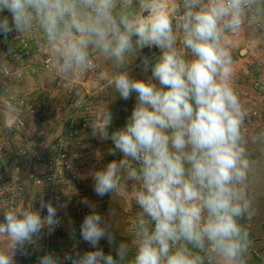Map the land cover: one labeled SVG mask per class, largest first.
<instances>
[{
  "label": "clouds",
  "instance_id": "obj_1",
  "mask_svg": "<svg viewBox=\"0 0 264 264\" xmlns=\"http://www.w3.org/2000/svg\"><path fill=\"white\" fill-rule=\"evenodd\" d=\"M251 27L264 28V0H0V35H36L62 79L95 74L98 61L106 66L90 127L122 158L90 175L98 197L126 196L132 184L133 241L120 242L115 258L106 254L99 242L115 245V235L84 199L91 211L80 236L93 250L66 256L71 264H247L253 241L241 221L255 215L257 179L250 145L264 146V130H245L250 112L234 85V51L247 55L238 43ZM146 48L159 54L143 55ZM13 51L0 54V81L9 84ZM137 60L146 79L130 74ZM106 89L125 101L135 95L124 126L111 132ZM5 114L14 119L13 103ZM0 210V264H15L26 243L60 223L57 207L43 199L38 210ZM38 264L61 261L46 253Z\"/></svg>",
  "mask_w": 264,
  "mask_h": 264
},
{
  "label": "built area",
  "instance_id": "obj_2",
  "mask_svg": "<svg viewBox=\"0 0 264 264\" xmlns=\"http://www.w3.org/2000/svg\"><path fill=\"white\" fill-rule=\"evenodd\" d=\"M11 33L6 42L7 50L12 47L13 54L8 56L11 61L20 62L22 66L13 67L14 79L11 84L0 81V160H3L11 144L4 141L7 135L14 140L21 141L16 155L19 158L30 159V166L23 179L22 169L18 165L15 174H9L5 169L0 168V207L25 208L38 210L41 199L51 202L57 207V217L60 221L54 232L50 235L45 229L40 238H33V243H26L27 254L17 252L14 256L15 264H38L39 258L46 253H53L59 257L61 264H71L65 257L75 255L76 252L83 254L93 250L84 242L80 236V225L85 215L91 209L81 203L87 199L89 192L82 186L81 171L78 164L87 157V152L76 150L84 140L83 135H92L90 121L97 118L99 107L97 96L101 94V86L90 88L99 76V66L95 74L89 73L83 79L75 82L62 79L55 74L53 68V57L47 47H40L36 35H21ZM5 39V38H4ZM39 57L42 60L40 68L32 66V60ZM98 63V62H97ZM261 79L264 81V65L259 68ZM41 74L54 75L58 89L65 88L69 101L64 107L70 110V123L62 131L50 134L39 140L36 146L32 145L28 132L27 118L34 122L39 121L43 113L45 102L35 100L30 94L18 91V88L25 83L28 77L35 79ZM259 81L258 85H261ZM261 83V84H260ZM258 94L264 98V86L258 87ZM78 89L80 95L77 97L74 90ZM11 90V95L5 91ZM105 90L103 91L104 94ZM241 96V92H238ZM11 102L16 109V115L10 124H6V105ZM249 118L260 124V130H264V105L262 108H252ZM10 148V149H9ZM18 174V175H17ZM70 183L74 186V192L68 195L67 186ZM33 189L34 193H30ZM63 206H69L75 217L76 227L73 231L66 228V218L61 210ZM95 210L103 216V212L96 205ZM46 212H41V216ZM0 221L3 222L2 210H0ZM104 242L101 240L99 245Z\"/></svg>",
  "mask_w": 264,
  "mask_h": 264
},
{
  "label": "crops",
  "instance_id": "obj_3",
  "mask_svg": "<svg viewBox=\"0 0 264 264\" xmlns=\"http://www.w3.org/2000/svg\"><path fill=\"white\" fill-rule=\"evenodd\" d=\"M155 50H156L155 54L158 55L159 50L158 49H155ZM250 55H251V52L248 49H247V55H242L243 56L242 59L244 63L248 65L247 73L248 75H250V76H247L244 81L246 82V85L252 84L249 90L258 93V90H259L258 87L264 86V81H262L261 74L259 72V68L262 66V64L261 62H257L256 60L251 58ZM262 60L264 61V59ZM9 61L10 63L13 64V67L22 66V63L20 62L16 63L14 61H11L10 59ZM31 64L35 68H40L42 65V60L39 57H35L32 60ZM98 66H99L100 72H103L106 70L104 65L100 66L99 62H98ZM137 67L138 66L131 67L130 74L133 77L137 73L136 71ZM55 74H58L56 70H55ZM98 77L93 83L90 84V88H95L96 86L100 85L98 82ZM54 78L55 76L50 75V74H41L39 78L37 79L30 76L28 77L27 81L23 83L21 87L18 88L19 92L30 94L35 100L45 102L44 110L39 118V121L34 122L30 117L27 118L30 141L32 145L34 146L37 145L40 139L45 138V136H50V134L58 133L62 131L65 127L69 125L70 120H71L70 110L65 108L63 105L64 101L66 100V97L64 100L63 96H61L60 94V96L57 98L58 99L57 102L52 103L51 102L52 100H49L48 92L51 93V90L53 91L55 88L58 89ZM259 81H262L261 82L262 84L260 83L261 85H258ZM234 85H235L237 92H241V99H244L246 95H249L248 90H247L248 91L247 94L246 93L243 94V91L240 90L243 87V83H242V80H240L239 76L237 75H235ZM58 90H60L59 92L64 94L63 89H58ZM103 95L105 96L103 98L106 100V103L109 104L110 111L113 114V123H112L111 128L109 129V131L111 132L112 130H115L116 128L124 126L127 117L130 115L134 107L135 95H133V97L127 101L119 98V95L115 94L110 89H106ZM246 107H249V105L246 104ZM252 108L253 107H251V109ZM251 109H249V111ZM6 124H10V122L8 121L6 122ZM0 126H2V124H0ZM83 139L84 140L81 142V145L76 150L87 152L88 154L87 157L83 160L84 163L82 162L79 164V166L82 164L84 166V168L80 170L81 171L80 174H81L82 186L88 190L89 195H90L88 196L89 197L88 200L92 204L96 205L98 208L102 210L103 217L111 225V231L113 232L116 238L115 246H117L122 241L132 242L133 237L130 232L131 222L135 218L136 212L138 211V208L135 205V202L131 199L132 184L130 183L128 185V195L126 196H120L118 194H113V195L108 194L104 197H98L93 191V179L90 175V173L92 172L91 167H93L94 170H99L103 168L110 161L114 159L118 160L122 158V154L116 153L115 156L109 154L108 150L111 147H113L112 142L110 140L103 141V140H100L98 137H94L93 135L86 136V134L83 135ZM4 141H7L11 144V147H10L11 149L9 148L10 150H8L4 159L0 160V168L7 170L8 171L7 173L9 174H15L16 167L19 165L23 172L20 178L23 179L27 172V168L30 166L29 164L30 159L19 158L16 155V151L18 150V147H19L18 143H21V141L14 140L8 135L4 137ZM93 154L94 156H96L95 160L91 159ZM89 159H91L90 165L88 162H86V160H89ZM82 172L84 173L82 174ZM73 190H74V186L70 183V185L67 186L68 195L70 193L72 194L74 192ZM30 193L31 194L34 193L33 189L30 190ZM62 209L64 211L65 216L66 214L67 216H70L69 213H67L69 210L72 212L71 214H73V211L69 206H63ZM67 216L65 217L66 219H67ZM73 221H74V224L76 225L75 217ZM74 224L71 226L73 227ZM66 228L68 229V226H66ZM104 241L107 242L106 239H104ZM103 246L105 247L106 245L104 244ZM104 252L106 254L109 253L108 250ZM113 252L114 253H111V254L115 258L116 257L115 248ZM255 255L258 256V258L261 257L258 254H255ZM130 259L131 257H129V260ZM261 259H264V257L263 258L261 257ZM256 261L257 259L253 257V259L251 258L247 260V264H256L255 263Z\"/></svg>",
  "mask_w": 264,
  "mask_h": 264
},
{
  "label": "rangeland",
  "instance_id": "obj_4",
  "mask_svg": "<svg viewBox=\"0 0 264 264\" xmlns=\"http://www.w3.org/2000/svg\"><path fill=\"white\" fill-rule=\"evenodd\" d=\"M238 48H246V49L250 50L251 58H253L257 62H261L262 66H263L264 61L262 59H264V28L251 27V28L246 29L245 32L242 33V35L239 39ZM6 51L7 50H6L4 40H3V38H0V54H6ZM236 53H238V51H234V54H236ZM99 63H100V66L104 65L101 62H99ZM138 65H139V62L137 63V61H136V65H134V66H138ZM247 66L248 65L246 63H244L242 58L235 61V75L239 76L240 80H242L243 87H244V88L242 87L240 90L243 91V94H245V93L247 94V92L249 91L248 92L249 95H246V97H244V99H242V102L245 105L246 104L249 105L250 108L247 107L248 109H251V107L262 108L264 105V101H263L264 98L262 96H260L257 92L249 90V88L252 86V84L246 85V82L244 81L247 76H250L247 73ZM104 67L106 69L105 65H104ZM136 71H137V73L134 77L138 78V79H146L147 75L150 74V73H148L147 75L144 74L141 71V68L139 66L136 68ZM61 89H63L64 94H65L66 89L65 88H61ZM59 91L60 90H58L56 88L53 91L51 90V93L47 91L49 93V100H52L51 102L55 103L58 101L57 98L61 94V96H63L64 100L66 97V100L65 101L63 100L64 101L63 105L67 104V107H69V105H68L69 101L67 99V95L62 94ZM262 98H263V100H262ZM259 126H260L259 123H255L254 121H252L249 118L245 123V130H246L247 134L249 136H251V135H253L259 131V128H260ZM250 151L253 153V155L260 156L261 158H264V146L250 145ZM95 158H96V156H94V154H93L91 159L95 160ZM91 159L86 160V162H88L89 165L91 164ZM82 168H84L83 164L80 166L78 164V169L81 170ZM91 168L93 171L94 170L93 167H91ZM83 173L84 172H82V174ZM262 173H263V175H261L260 177L258 176L256 181L252 185V191L254 193L255 215L253 216L251 222H248L247 220L241 221L242 223L246 224L249 227L250 238L253 241L251 249H250L249 254L247 256V260L251 259V258L253 259V257H254L255 259H257V261L255 262L256 264H264V259H261V257L262 258L264 257V231L262 229V224L264 222V171H262L260 174H262ZM61 212L64 215L63 209L61 210ZM67 213H69V215H70V216H67V214H66V216H67L66 226H68L67 230L73 231L76 227V225L74 224V221H73L74 215L71 214L72 212L70 210ZM67 223H68V225H67ZM73 224H74V226L72 227L71 225H73ZM102 240H103V242H105L104 239H102ZM104 244L105 243H103L102 245H99V247H102V248H104L103 249L104 251H107L109 248H107L106 246L104 247L103 246ZM108 252H110V251H108ZM255 254H259L261 256V257H259L260 259Z\"/></svg>",
  "mask_w": 264,
  "mask_h": 264
},
{
  "label": "trees",
  "instance_id": "obj_5",
  "mask_svg": "<svg viewBox=\"0 0 264 264\" xmlns=\"http://www.w3.org/2000/svg\"><path fill=\"white\" fill-rule=\"evenodd\" d=\"M5 15H7V13H4ZM0 38H3V40H4V43H5V46H6V42H5V39H4V37L2 36V35H0ZM6 50H7V47H6ZM8 51V50H7ZM7 51H6V53H7ZM155 49H144L143 50V55H148V56H151V55H153V53H155ZM241 58H243V56L242 55H240L239 54V52L238 53H236V54H234V60L235 61H237L238 59H241ZM139 61L137 60V63H138ZM134 65H136V62L135 63H133L132 65H131V67L132 66H134ZM250 155H251V158L254 160V161H256V169H257V177L259 176H261V175H263V173L262 174H260L262 171H264V158H261L260 156H255V155H253V153L250 151ZM262 229H263V231H264V222H263V224H262ZM105 245H106V247L107 248H109L108 249V251H110L109 253H114L113 251H114V248L116 247L115 245H109L108 244V242H105Z\"/></svg>",
  "mask_w": 264,
  "mask_h": 264
}]
</instances>
